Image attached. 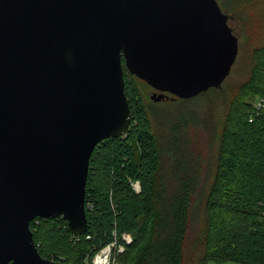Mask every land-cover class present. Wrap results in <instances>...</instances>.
<instances>
[{
  "label": "water",
  "instance_id": "95a60500",
  "mask_svg": "<svg viewBox=\"0 0 264 264\" xmlns=\"http://www.w3.org/2000/svg\"><path fill=\"white\" fill-rule=\"evenodd\" d=\"M217 0H0V264L42 257L30 222L86 232L96 145L131 122L124 70L153 101L221 88L238 53Z\"/></svg>",
  "mask_w": 264,
  "mask_h": 264
},
{
  "label": "trees",
  "instance_id": "16d2710c",
  "mask_svg": "<svg viewBox=\"0 0 264 264\" xmlns=\"http://www.w3.org/2000/svg\"><path fill=\"white\" fill-rule=\"evenodd\" d=\"M223 6L225 13L237 16L242 9L247 14V76L228 90L210 87L178 98L216 99L223 108L213 176L203 199L204 225L192 260L264 264V0H227ZM122 65L131 122L123 135L100 141L90 156L86 232L72 236L60 216L36 217L30 222L34 243L42 257L64 264H90L114 238L124 246L115 254L120 263L184 264L190 207L201 178L195 131L203 122L201 113L195 107L178 110L174 118L164 112L153 126L139 78ZM164 149L168 162L162 158ZM133 182H138V192ZM123 234L131 236L130 243Z\"/></svg>",
  "mask_w": 264,
  "mask_h": 264
},
{
  "label": "rangeland",
  "instance_id": "374dc122",
  "mask_svg": "<svg viewBox=\"0 0 264 264\" xmlns=\"http://www.w3.org/2000/svg\"><path fill=\"white\" fill-rule=\"evenodd\" d=\"M227 0H217L219 6L223 11H227L223 5L226 3ZM241 15H231V21L228 24L229 26L233 27V33L238 38V53L236 59L232 65L231 71L228 76L222 82V87L230 88L231 86L242 82L248 72V59L249 54L247 50V43H246V33L244 32L245 29V20L247 19V14L244 10L240 9ZM228 12V11H227ZM238 14V13H237ZM137 86L139 87V91L143 97L145 105L150 113V119L153 123V126L163 118V113L165 115L174 118L178 110L182 109V111L187 110L190 107H195L200 111L201 119L203 122H199L198 126L196 127L195 131L197 132V141L199 143V151H200V181L195 188L194 195L191 202L190 207V214H189V227L187 231V236L185 239V260L184 264H197L194 263L192 260L193 250L196 246L195 240L198 237L199 232L201 231L204 223L203 218V199L204 193L207 192L208 186L212 180L213 174V161H214V152L217 143V137L215 133L220 131V125L218 126V118L219 114L223 112L222 106L219 102L216 103V99L214 100H206L202 103L193 102V101H184L182 99L174 100L172 98L159 100V101H152L150 91L148 90V86L145 81L139 79L137 81ZM228 90V89H227ZM171 96V95H170ZM172 97V96H171ZM193 100V99H192ZM177 101V102H175ZM196 109V110H197ZM203 111V112H202ZM168 113V114H167ZM162 115V116H161ZM196 139V138H195ZM196 142V141H195ZM167 145H165V148ZM168 152L164 149L162 158L165 162H168ZM167 164V163H164ZM166 166V165H165ZM166 169V168H165ZM123 264V263H122ZM206 264H242L233 261H214L208 260Z\"/></svg>",
  "mask_w": 264,
  "mask_h": 264
},
{
  "label": "built area",
  "instance_id": "2783aa9c",
  "mask_svg": "<svg viewBox=\"0 0 264 264\" xmlns=\"http://www.w3.org/2000/svg\"><path fill=\"white\" fill-rule=\"evenodd\" d=\"M260 101H257V106H260ZM133 189L139 191L138 182L132 183ZM86 238H89L90 235L86 234ZM122 239L128 244L131 242V236L128 234H123ZM124 250V246L117 242L114 238L112 241L102 246L91 258L90 264H122L118 262L115 258V254L121 253Z\"/></svg>",
  "mask_w": 264,
  "mask_h": 264
},
{
  "label": "flooded vegetation",
  "instance_id": "af4514ba",
  "mask_svg": "<svg viewBox=\"0 0 264 264\" xmlns=\"http://www.w3.org/2000/svg\"><path fill=\"white\" fill-rule=\"evenodd\" d=\"M231 20H232V19L230 18V19H229V22H230ZM230 27L233 29L232 26H230ZM148 90L150 91V95H151V94H154V93H156V94L161 93L160 91L154 89L153 87H151V86H149V85H148ZM165 95H168V98L171 97L170 94H168V93H165ZM165 99H167V98H165ZM161 100H164V99H161Z\"/></svg>",
  "mask_w": 264,
  "mask_h": 264
}]
</instances>
